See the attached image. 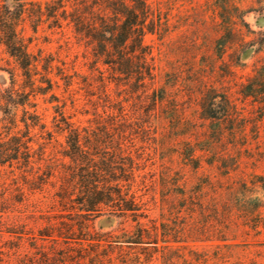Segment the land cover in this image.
Returning a JSON list of instances; mask_svg holds the SVG:
<instances>
[{"label": "trees", "instance_id": "obj_1", "mask_svg": "<svg viewBox=\"0 0 264 264\" xmlns=\"http://www.w3.org/2000/svg\"><path fill=\"white\" fill-rule=\"evenodd\" d=\"M15 1L0 15V46L24 79L11 72L0 90V264H262L264 175L243 169L241 149L264 125V26L245 20L264 21V0L200 5L202 60L169 57L180 28L160 2ZM27 21L35 34L46 22L71 29L82 76L46 60L36 78ZM231 83L260 119L238 108ZM39 99L57 104L51 125ZM103 216L120 229L96 230Z\"/></svg>", "mask_w": 264, "mask_h": 264}, {"label": "rangeland", "instance_id": "obj_2", "mask_svg": "<svg viewBox=\"0 0 264 264\" xmlns=\"http://www.w3.org/2000/svg\"><path fill=\"white\" fill-rule=\"evenodd\" d=\"M155 3L160 2L163 10L171 14L173 19V24H175L179 29L173 35V43L176 51L173 54H169V57L174 60H188L195 58L197 60H202L206 57L203 52L207 50V45L211 43L205 41L206 28L199 21L198 8L200 5H205L208 1L212 0H152ZM252 1L248 0L243 4V9H248L253 4ZM17 2L15 0H0V15L6 10L13 11L17 7ZM30 7V6H29ZM171 8V12L168 10ZM211 14L207 12L205 15L208 23L211 22ZM246 22L250 24L252 30L259 31L258 26H264V21L256 15L255 13L249 14L245 18ZM259 22V23H257ZM50 22H46L39 27L38 33L35 34L32 29V24L27 21L25 26L20 28L22 34L25 36L27 46L29 47L30 53L39 58V67L36 78L39 80L45 74L43 65L46 60H53L54 67L65 68L66 74L72 75L74 71L78 72L82 76V43L78 42L74 36V33L71 29L65 27V29H50ZM199 30V34L197 33ZM194 31L199 35L200 39L198 40V47H195L196 50L190 49L191 40L193 39ZM1 35V31H0ZM69 41V42H67ZM147 44L157 47L159 42L154 36L148 35L146 37ZM69 44V45H68ZM200 45V46H199ZM155 52L157 53L156 49ZM212 51L210 52V55ZM255 59L248 62V68L245 70L238 69V78H243L244 81L249 74L252 73L253 65ZM86 71V69L84 70ZM11 72H14L18 76V83L21 85L23 83L22 71L19 69L15 60L9 56L7 53V48L5 46H0V90H4L10 86L11 83ZM52 75L55 81H59L60 88L55 89V93L61 96L64 92V81L61 77H56L57 69ZM79 79V77H78ZM241 81V80H240ZM79 86L82 83V79L78 80ZM78 86V85H76ZM76 88V87H75ZM230 92L232 94L233 100L237 104L238 108L243 111V114L249 117L251 122L257 121L260 119L259 108L254 107L250 100H245L239 94V86H235L234 83H231ZM82 94V91H81ZM49 99V96L48 98ZM40 103V112H45V109H48V121L51 125L52 116L54 113V106L57 104L44 103L43 99H39ZM21 115V110H20ZM0 117H3L0 112ZM82 121V116L79 117ZM260 135L252 131V128L248 129V143L245 147L241 149L243 155V169L247 173H256L259 175H264V125L261 127ZM161 142V139H160ZM153 144H150V151L153 150ZM189 176H193V172L187 169ZM264 196V193L262 194ZM156 214V213H155ZM155 218V215H154ZM95 228L98 231L102 232H111L119 230L121 227V221L112 216H103L98 218L94 222ZM126 226L129 223L125 224ZM255 242H264V235L256 239ZM201 247V245H209V243H199L196 244ZM262 253L261 262L264 264V248L260 249Z\"/></svg>", "mask_w": 264, "mask_h": 264}]
</instances>
